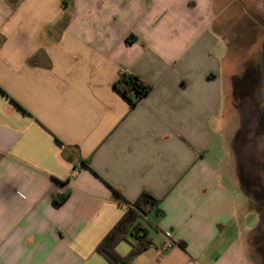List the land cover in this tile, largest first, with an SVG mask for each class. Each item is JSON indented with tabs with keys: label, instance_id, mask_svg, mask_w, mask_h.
<instances>
[{
	"label": "crops",
	"instance_id": "1",
	"mask_svg": "<svg viewBox=\"0 0 264 264\" xmlns=\"http://www.w3.org/2000/svg\"><path fill=\"white\" fill-rule=\"evenodd\" d=\"M122 72L151 86L137 105ZM237 102L263 109L264 0H0V264H111L145 195L130 264H264Z\"/></svg>",
	"mask_w": 264,
	"mask_h": 264
},
{
	"label": "trees",
	"instance_id": "2",
	"mask_svg": "<svg viewBox=\"0 0 264 264\" xmlns=\"http://www.w3.org/2000/svg\"><path fill=\"white\" fill-rule=\"evenodd\" d=\"M116 86V89L133 106L141 102L151 89L150 85L127 72L120 74ZM243 132V129H241L233 142V149L238 160L240 182L245 192L255 201L261 202L264 199V181L260 176L259 160L244 153V147L247 143L240 139V135ZM114 197L119 203L128 204L118 191H115ZM64 200L65 198H61L57 203L61 204ZM155 206V200L149 195H145L140 203L132 205L121 221L98 245L97 252L102 254L111 264H130L135 256L139 255V253L141 254L152 245V239L148 236L147 227L143 222ZM131 236L137 239V244L133 246L130 254L123 258L117 253L116 248L121 242L128 240Z\"/></svg>",
	"mask_w": 264,
	"mask_h": 264
},
{
	"label": "rangeland",
	"instance_id": "3",
	"mask_svg": "<svg viewBox=\"0 0 264 264\" xmlns=\"http://www.w3.org/2000/svg\"><path fill=\"white\" fill-rule=\"evenodd\" d=\"M242 87V86H240ZM249 89V87H246V90ZM242 95L245 94L244 92H241ZM244 97V96H243ZM241 105L240 107H245V117L237 118L239 120L238 122L243 126V133L240 135V139L242 141H245L246 146L244 147V153L250 155L251 157H255L259 160L260 169L262 168V164H264V131H261V115L263 112V109L259 102H255V105L259 106L260 111L254 112V109H252V104L249 102L244 103H235L236 106ZM253 104V105H254ZM263 104V103H262ZM234 105V103H233ZM253 111V116L252 112ZM236 121V118L233 120ZM241 126V127H242ZM242 129V128H241ZM262 170V169H261ZM262 180L264 181V174L261 172L260 174ZM264 183V182H263ZM264 197V195H263ZM263 201V200H262ZM262 204V203H261ZM264 205V204H262ZM133 239V238H132Z\"/></svg>",
	"mask_w": 264,
	"mask_h": 264
},
{
	"label": "flooded vegetation",
	"instance_id": "4",
	"mask_svg": "<svg viewBox=\"0 0 264 264\" xmlns=\"http://www.w3.org/2000/svg\"><path fill=\"white\" fill-rule=\"evenodd\" d=\"M263 115H261V131H264V103H263Z\"/></svg>",
	"mask_w": 264,
	"mask_h": 264
}]
</instances>
